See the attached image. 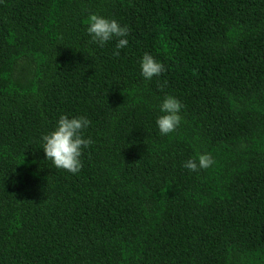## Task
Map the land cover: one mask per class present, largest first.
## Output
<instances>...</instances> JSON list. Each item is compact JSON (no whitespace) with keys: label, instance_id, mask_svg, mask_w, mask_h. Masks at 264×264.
Here are the masks:
<instances>
[{"label":"trees","instance_id":"trees-1","mask_svg":"<svg viewBox=\"0 0 264 264\" xmlns=\"http://www.w3.org/2000/svg\"><path fill=\"white\" fill-rule=\"evenodd\" d=\"M62 115L91 121L75 175L42 149ZM0 264H264V0H0Z\"/></svg>","mask_w":264,"mask_h":264},{"label":"clouds","instance_id":"clouds-1","mask_svg":"<svg viewBox=\"0 0 264 264\" xmlns=\"http://www.w3.org/2000/svg\"><path fill=\"white\" fill-rule=\"evenodd\" d=\"M87 33L91 42L103 47L113 38L117 39L114 56H119V50L127 47L129 35L127 26H121L115 19H106L97 14H91L86 21ZM141 75L146 80L159 77L165 67L156 61L154 57L145 53L140 62ZM166 83V82H165ZM183 105L173 96H166L160 104V112L163 113L156 120V125L162 136L174 133L181 124L180 115ZM91 121L84 116L69 118L61 116L57 121L54 131L42 136L43 151L47 160H50L55 168L62 169L73 175L78 174L82 167V149H86L92 143L91 139H84L82 133L89 127ZM214 161L210 154H199L197 158H190L183 163V167L189 171H199L209 168Z\"/></svg>","mask_w":264,"mask_h":264}]
</instances>
